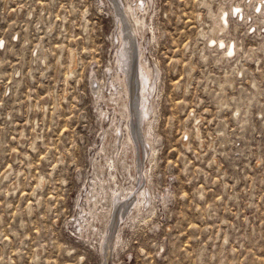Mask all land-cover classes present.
Returning a JSON list of instances; mask_svg holds the SVG:
<instances>
[{
  "label": "rangeland",
  "instance_id": "rangeland-1",
  "mask_svg": "<svg viewBox=\"0 0 264 264\" xmlns=\"http://www.w3.org/2000/svg\"><path fill=\"white\" fill-rule=\"evenodd\" d=\"M143 1L0 0V264H104L105 218L86 196L96 177L105 211L136 184L114 79L119 14L131 31L135 12V54L158 73L154 152L108 264H264V0ZM235 3L252 5L247 21ZM213 36L236 52L222 58Z\"/></svg>",
  "mask_w": 264,
  "mask_h": 264
},
{
  "label": "bare ground",
  "instance_id": "bare-ground-1",
  "mask_svg": "<svg viewBox=\"0 0 264 264\" xmlns=\"http://www.w3.org/2000/svg\"><path fill=\"white\" fill-rule=\"evenodd\" d=\"M141 1H142L141 4L145 3L143 0ZM262 5H263L262 1H260L259 4L258 5L256 4V6L254 7H252L251 4L245 5L241 3H235L232 5L231 14L236 15L237 19L247 21L248 15L245 14V10H249V8L252 7L254 15L257 14L259 16H262L264 15V7ZM135 7L138 9L140 8L137 5ZM127 9L129 12V10H132V7L129 6L127 7ZM130 15L132 16L131 13ZM119 17H120L119 21L121 24V31H120L121 36H119V38L123 39L124 47H122L120 50V59H122V63H120L119 60H118V63L122 65H120L121 68H118V69H121L122 70L121 72H124V73H122L123 74L122 77H119V76L114 77V79L117 78L118 81H120L121 79V82L119 85L122 88L121 91H117L116 96L118 94V97H115V100H118V103L116 104L123 107L126 113L121 112V114L123 113L121 118L125 119V122L121 119L120 122L123 121L124 124L121 125L122 124L121 123L116 127V132H117L116 139L120 141L122 140L120 142V145L124 146L122 147L123 150L126 151L127 149H130L131 151L134 152V153L132 152L133 154L130 156H133L132 163L134 164L133 167H134V170L136 171V174L134 176V181L136 182V184L133 185L132 189L131 190L129 189L128 192H126V194L124 193V191H121L120 193H116V194H114V192L110 193V195H113V197L111 196L112 197L111 204L109 208L105 211H102V205H100V203H102V200H105L106 197L108 196L106 195L104 187L101 185L102 183L100 184V181H98L96 177H94L95 179H93V182L91 184L92 187L86 196V202L89 203L87 214L92 213L93 215H96V217L99 216V219L100 217H103V219L105 218L106 233L103 238L104 240H102L100 244V250L102 251V255L104 258V264H108L107 262L108 252L110 250L109 247H110L111 239L113 237V232L116 227L117 219L118 218H120V220L123 219L124 212L132 205H133V208L135 207V209L138 211V209L140 208L139 198H142L145 196V190L140 189V185L142 184V179H141V174H142L141 167L142 166L141 165H142L143 160L146 159V157L148 156V153L145 150L144 146L148 148L149 150L150 149L153 150L151 147V137H150L151 135L149 136V132H148V124L150 125V122H151V121L149 122L148 115L149 113L153 112V107L150 102L149 96L150 94L152 95L155 90V84H156L157 77H158L157 70L152 69L150 65H148L146 61L143 59V53L141 49H139L138 57L135 54L136 49L134 48V45H133L134 39L132 35L134 33L135 34L138 33L139 32L138 30L140 29L142 30L143 28L142 27L143 24L141 22L140 17H138L136 12L135 14H133V17H131L136 27L138 26L137 29L133 27V30L131 31L129 28H127V26H125L124 19L121 17L120 14H119ZM228 20L229 19L226 13L222 10L221 13L217 17V23L213 25V35L214 36L216 35L218 36V34H223L226 32L227 27L229 26ZM214 36L209 38V45H210L209 47L210 48L214 47L215 49H218V50L220 49L222 58H225V59L230 58L236 52L235 45L231 43L227 44L225 41L220 40V39L219 41H217V38ZM135 56L139 58V60L137 59L138 60V62H136L137 64H135ZM118 66L119 65H117V67ZM123 92H124V95H123ZM123 108H121L122 111H123ZM122 126L125 128H123ZM151 150L150 152H152ZM134 192L137 193V198H138L137 200H135V202L134 200L131 201V199H134L133 198ZM88 223L89 221L87 222V224ZM87 227L89 226L87 225Z\"/></svg>",
  "mask_w": 264,
  "mask_h": 264
}]
</instances>
